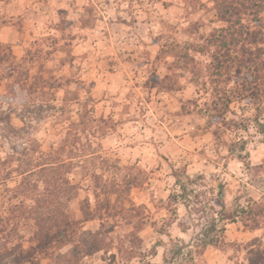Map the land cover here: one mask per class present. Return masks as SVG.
<instances>
[{"label":"rangeland","instance_id":"1","mask_svg":"<svg viewBox=\"0 0 264 264\" xmlns=\"http://www.w3.org/2000/svg\"><path fill=\"white\" fill-rule=\"evenodd\" d=\"M29 15L45 17L40 31ZM224 27L212 0H0V53L18 64H0L1 214L24 200L18 167L57 158L78 187L67 209L83 220L89 200L104 216L82 231L108 248L81 264H249L264 215L249 230L218 213L264 207V96L242 92L252 70L217 69L210 38ZM129 175L138 186L103 208ZM32 232L20 225L25 242Z\"/></svg>","mask_w":264,"mask_h":264},{"label":"trees","instance_id":"2","mask_svg":"<svg viewBox=\"0 0 264 264\" xmlns=\"http://www.w3.org/2000/svg\"><path fill=\"white\" fill-rule=\"evenodd\" d=\"M212 1L219 21L225 24L224 28L211 34L210 38V46L217 48V69L223 68V63L230 62L229 65L237 66L240 72L243 67L252 70L255 73V81L250 80L242 92L252 91L256 97L261 94L264 96V0ZM245 20L248 22L244 23ZM237 49L236 55L232 56L231 51ZM222 50H225V53L220 55ZM218 55L225 60H219ZM9 59L12 64L18 65L14 63L15 57L11 52L9 55L0 53V64L7 63ZM167 79L168 77L165 78ZM229 80L231 79H227ZM228 110L227 105L216 119L224 120ZM67 146V142L62 144L61 150L65 151ZM33 162L30 159L16 170L22 177V182L15 189V194L24 200L19 205H12L8 217H4L0 212V264H42L46 259L54 264H81L86 257L108 248L105 240L100 238V232L82 231L84 222L104 218L102 213H97L99 206L93 210L89 200L82 201L80 211L83 220L76 219L67 209L68 203L79 196L78 187L73 185L68 177L70 164L52 157ZM115 167L120 168L116 165ZM133 169L126 167L124 170ZM122 182L121 185H115L111 192L104 188L106 198L103 208H110L111 194L123 193V190L120 191L123 188L124 192L129 193L138 186L137 179L130 175L125 176ZM40 183L44 185L42 189ZM176 184L183 192L186 190L185 183L178 176ZM240 214L245 228L255 230L260 227L258 217L264 215V207L246 210L240 205L233 209L223 206L218 213L219 221L234 220ZM28 221L33 223V232L25 242L24 237L19 235V228L23 222L26 224ZM211 228L214 230L215 224ZM216 244L211 241L205 243V246ZM68 245L71 248L62 253V248ZM248 262L264 264V249H249Z\"/></svg>","mask_w":264,"mask_h":264},{"label":"crops","instance_id":"3","mask_svg":"<svg viewBox=\"0 0 264 264\" xmlns=\"http://www.w3.org/2000/svg\"><path fill=\"white\" fill-rule=\"evenodd\" d=\"M44 21H45V17H42V15H35L34 17L29 15L25 20V23H26V27L40 31L42 29V25L44 24Z\"/></svg>","mask_w":264,"mask_h":264}]
</instances>
